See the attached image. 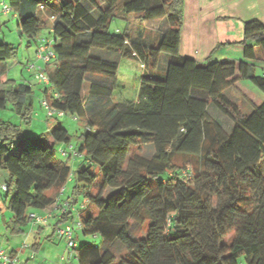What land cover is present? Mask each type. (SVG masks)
<instances>
[{
	"label": "trees",
	"instance_id": "obj_1",
	"mask_svg": "<svg viewBox=\"0 0 264 264\" xmlns=\"http://www.w3.org/2000/svg\"><path fill=\"white\" fill-rule=\"evenodd\" d=\"M8 1L10 8L20 6L18 26L28 45L37 44L52 18L54 58L44 64L49 85L42 99L84 124L75 135L54 125L26 136L0 121L11 231L24 232L31 210L53 204L72 174L70 204L80 195L86 201L80 230L103 240L77 244L78 264H264V74L251 63L264 61V24L243 22L244 60L198 63L179 54L182 0H35V12L25 0ZM114 17L127 22L121 35L108 32ZM130 17L164 25L147 42L145 27L132 30ZM15 50L0 43V61ZM162 53L169 58L164 69ZM120 58L143 66L135 100H113ZM244 80L263 94L256 102L241 90L247 111L230 95ZM31 91L30 84L0 75V109L10 103L29 123ZM57 144H72L80 156L57 159ZM142 145L152 152H139ZM70 157L81 159L74 170L64 160ZM73 209L55 226L71 222ZM146 220V235L136 236ZM115 242L126 248L118 258L110 247Z\"/></svg>",
	"mask_w": 264,
	"mask_h": 264
},
{
	"label": "rangeland",
	"instance_id": "obj_2",
	"mask_svg": "<svg viewBox=\"0 0 264 264\" xmlns=\"http://www.w3.org/2000/svg\"><path fill=\"white\" fill-rule=\"evenodd\" d=\"M7 5H9L8 0H4ZM100 2V1H99ZM25 6L28 8H31V12L37 11L36 8V1L35 0H25L24 1ZM101 5L103 4L100 2ZM86 8L95 15L97 12L95 9H93L91 6L88 4H85ZM10 7V6H9ZM20 13V6L11 8L10 11L6 14L3 13V11L0 8V43H8L11 44L13 47H15V54L11 56L9 59H6L4 61H0V75L3 74L4 76L8 78H13L18 81H22V79H26L28 81H34L33 83V90L35 91L34 94H32L31 99H32V115H31V121L28 123H23L22 118L20 117L19 114L15 113L11 109L10 103H8L7 107L4 109H0V121H4L7 123L14 124L18 126L20 129L23 130L24 134L26 136H33V135H38L40 133H44L47 131L46 126H44V122L49 120L50 118V123H52V126H57L60 125L62 127H65L68 129V131L72 134H78L84 129V124L83 121L77 117H74L69 114H65L64 116L61 117H47L45 109L41 105L40 101V87L44 86V83L41 80L34 79L33 75L31 74L30 71L27 70V66L29 64H35L36 63V58H35V50H34V42H32L30 45L27 43V39L25 36L21 33L19 26H18V21L19 18L14 17V14H19ZM30 13V12H29ZM47 17V15H46ZM48 18V17H47ZM129 21L132 26V30L137 31V26L140 25L141 27L144 26L145 29L143 30L144 38L147 42H151L156 40V34L160 32L161 28H163L164 22L162 20H156L154 22L146 21L140 23L137 19L130 17ZM49 26L52 24V18H48ZM49 26H42V28L38 32V36L40 37H45L48 36V29ZM127 28V22L124 19H121L119 17H114L111 22L108 25V32L111 34H117L121 35L125 32V29ZM147 28V29H146ZM140 29V28H139ZM162 59L166 57V54L162 53ZM110 58H114L115 54L114 53H108V56ZM262 71L257 69L256 73L260 74ZM30 73V74H29ZM143 73V66L140 61L135 60V59H130V58H120L119 59V64H118V69L116 72V83L117 86L113 91V100L114 101H122V100H134L137 97L138 94V87H139V82L141 75ZM88 83L85 82L83 85L82 89V98L85 99L86 97V92L88 90ZM240 90V91H239ZM241 90H243L247 95H249L250 98L255 100L256 102L260 101L263 98V94L255 87L253 86L250 82L244 80L241 82V86L238 84V89L236 88H231L230 89V95L239 103L243 111L249 110V103L245 101L242 98L241 95ZM220 117L223 118L222 115H219ZM218 118L220 119V117ZM49 118V119H47ZM221 118V119H222ZM225 118V117H224ZM42 119V120H41ZM223 120V119H222ZM224 119L223 121H225ZM75 140H73L74 142ZM59 145H55V154L56 158H60V155L57 153ZM141 153H151L152 152V147L149 145H142L141 148L138 150ZM64 159V158H62ZM183 161V159L181 158ZM72 170L75 169L73 168L72 161L69 162ZM260 169L261 172L264 175V156L261 159L260 163ZM68 183V184H67ZM67 190L65 191L64 195L71 193V188L75 183V180L72 176L70 175V178L67 181ZM98 191V184L95 185V187L92 189V193H97ZM11 194V193H10ZM5 196V193H3V197ZM10 196V195H9ZM63 197V198H65ZM8 199V198H7ZM84 197L82 195L79 196L78 201L75 203V207L77 208L76 211L74 212L75 214L81 213L82 215L85 214V209L80 208L83 203H85ZM2 203V202H1ZM4 203V202H3ZM6 216L5 219L8 221L10 220L12 213L8 210L3 208L2 209ZM6 210V211H5ZM88 210H92L91 207H88ZM31 222V221H30ZM28 224V223H27ZM24 226V229L28 228V225ZM149 225V221L146 220L143 224L142 227L139 228L138 230L135 231L136 236H145L147 233V228ZM1 233V232H0ZM3 232L0 234V240L1 244L4 247L6 251H10V247L14 243L18 244L23 240V237L20 233L16 234H11V233H6L3 234ZM32 236L28 239L29 242L32 241ZM74 239L78 245H80L83 242H94L96 245H101L103 243L102 238L97 237L93 238L91 235H86L84 236L81 232L80 229H75L74 231ZM63 240V239H62ZM44 241V240H43ZM48 241H45L43 243V248L42 251L46 249V244ZM63 244L65 241H62ZM12 243V244H11ZM63 244H61L58 247V243L54 245V248L50 253V256L53 257V255L57 253H61L63 251ZM112 245V247H111ZM21 247V244L20 246ZM111 249L113 252L117 255V258L123 254L124 251H126V248L124 246H120L119 244L112 243L110 244ZM20 249V248H19ZM42 253V252H41ZM64 253V251L62 252ZM46 254V253H45ZM75 258V257H74ZM51 259V258H50ZM22 260V259H21ZM77 260V259H76ZM75 264H78L77 261Z\"/></svg>",
	"mask_w": 264,
	"mask_h": 264
},
{
	"label": "crops",
	"instance_id": "obj_3",
	"mask_svg": "<svg viewBox=\"0 0 264 264\" xmlns=\"http://www.w3.org/2000/svg\"><path fill=\"white\" fill-rule=\"evenodd\" d=\"M2 1L4 0H0V8ZM28 10L29 8H27V11ZM182 12L183 22L180 32L179 54L182 57L190 58L198 63H205L208 60H244L243 47L240 44V41L243 39V22L258 19L264 24V0H182ZM13 16L17 18L18 14H14ZM50 30L51 25L48 31ZM45 37H50V35ZM38 38L41 37L39 36ZM36 48L37 44L34 43L35 52ZM162 57L161 55L160 62L161 68L164 69L168 64L169 58L166 56L162 59ZM251 63L255 65L256 70L259 69L262 71L261 73L264 74V61H251ZM5 78L8 77L5 76ZM8 79L14 80L13 78ZM20 82L30 84L32 88V82L34 81H28L25 78L18 82L15 80V83ZM39 89V98L41 100L45 97L46 93L44 92L43 86ZM34 92L32 88L31 94H34ZM50 119L44 122L47 131L52 128ZM64 160L68 163L72 161L73 168H77L81 163V159L79 158L70 157ZM8 180V172L4 169H0V186L7 183ZM67 184L60 188L59 193L55 196L56 200L61 202L69 198L71 201L70 194L66 195V197L64 195L67 190ZM3 193L5 192L0 189V232H3L6 236L8 232L11 234L16 233L11 231L10 227L7 225L13 216L7 221L5 219L6 214L2 210L3 208L7 209V197H3ZM70 207L74 208V212L77 209L74 205ZM31 211L43 215L45 221L41 224H36L33 221L28 222V228L20 233L24 236L23 240L18 246L17 243L12 242L13 244L11 243L12 245L9 250L18 252L20 261L26 264L34 263V260L29 258L31 251L36 253V258L41 261L42 264H75L77 261L73 257L75 253L71 255L66 249L65 243L63 244V240L56 234V229L63 225V223H60L55 226L56 222L60 219L59 208H55L53 203L43 209H32ZM31 236L33 238L32 241L29 242L27 238ZM45 241H48L45 246L46 249L42 251ZM23 242H27L29 245L36 242L38 243L37 249L19 247ZM56 243H58V247L63 244L64 253H62V251L51 257L49 252L53 250ZM0 247L4 249L1 240ZM62 255L64 259L61 260L60 258Z\"/></svg>",
	"mask_w": 264,
	"mask_h": 264
},
{
	"label": "built area",
	"instance_id": "obj_4",
	"mask_svg": "<svg viewBox=\"0 0 264 264\" xmlns=\"http://www.w3.org/2000/svg\"><path fill=\"white\" fill-rule=\"evenodd\" d=\"M9 5H7L4 1L1 3V10L3 13H8L10 11ZM53 40L51 37H41L39 38L37 42V48H36V63L35 64H29L27 66V70L33 73L34 79L41 80L44 84L49 85V77L44 71V64L47 63L50 59L54 58V51H53ZM53 95L55 97L58 96V93L54 92ZM41 105L46 111L47 116H63L64 112L62 110H58L54 107H52L47 100L42 99ZM58 154L61 157H68V156H80L79 152L74 149L72 144H65L60 145L57 150ZM0 189L3 191L7 190V184L4 183L0 186ZM54 207L59 208V216L61 217L64 212L70 208V199H66L64 201L55 200ZM81 208H85V204L81 205ZM29 217L33 220L36 224H41L45 221V217L41 214H38L35 211L30 212ZM82 227V223L79 217V213L74 215L71 222H66L62 226H59L56 229V234L59 238L63 239L65 241L66 249L69 251V253L72 255L73 250L75 249L77 243L74 239V231L75 229H80ZM22 248H28L29 244L27 242H23L21 245ZM75 259H77V256L75 254ZM29 258L34 260L33 264H42L41 261H39L36 258V253L31 251L29 254ZM61 260L64 259V256L62 255ZM0 264H24L20 261V258L17 254H12L0 247Z\"/></svg>",
	"mask_w": 264,
	"mask_h": 264
}]
</instances>
